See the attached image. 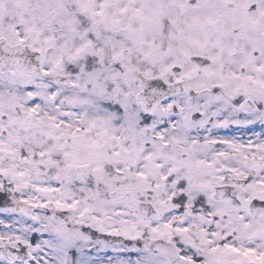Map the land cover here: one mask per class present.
Instances as JSON below:
<instances>
[{
  "label": "snow or ice",
  "instance_id": "1",
  "mask_svg": "<svg viewBox=\"0 0 264 264\" xmlns=\"http://www.w3.org/2000/svg\"><path fill=\"white\" fill-rule=\"evenodd\" d=\"M0 264H264V0H0Z\"/></svg>",
  "mask_w": 264,
  "mask_h": 264
}]
</instances>
